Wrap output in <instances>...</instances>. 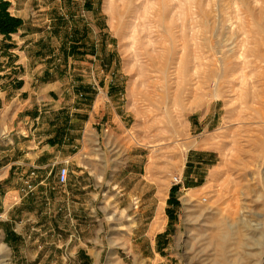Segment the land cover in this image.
Returning a JSON list of instances; mask_svg holds the SVG:
<instances>
[{
  "label": "rangeland",
  "instance_id": "rangeland-1",
  "mask_svg": "<svg viewBox=\"0 0 264 264\" xmlns=\"http://www.w3.org/2000/svg\"><path fill=\"white\" fill-rule=\"evenodd\" d=\"M1 9L20 22L0 32L9 264H264V0Z\"/></svg>",
  "mask_w": 264,
  "mask_h": 264
},
{
  "label": "crops",
  "instance_id": "crops-1",
  "mask_svg": "<svg viewBox=\"0 0 264 264\" xmlns=\"http://www.w3.org/2000/svg\"><path fill=\"white\" fill-rule=\"evenodd\" d=\"M19 37H20V39H19V43H20V45L22 46V45H25V41H23L22 39H21V37H24V38H26L25 36H23V33H20L19 34ZM27 37H29V36H27ZM23 38V39H24ZM22 41V42H21ZM21 46H19V48L20 49H22V47ZM0 76H2V74H0ZM2 85V83H0V86ZM26 93V92H25ZM1 95L2 94H0V97H1ZM1 99V98H0ZM72 119H71V121H70V137H71V134L73 133H75V135H77V128H75V131H74V127H73V130H72ZM75 125L77 124V123H74ZM75 137V136H74ZM41 138V137H40ZM72 139V138H71ZM29 143V148H28V150H30V152L29 153H27L25 156H24V158H23V160L24 161H28V163H23L22 165L23 166H32L33 168H36V169H39V170H41L42 169V167H41V164H40V161L42 160V161H44V159H50V161L51 160H53V158H54V156H53V153H54V151L53 150H51V148H50V146H52V148H54V147H57V148H60L61 150H65V151H70V150H72V148L73 149H75V144H77V138L75 137V139H74V141H73V143L70 141V145H69V147H65L64 148V144L62 145V146H60V143H58L57 142V140H55V141H50L49 142V144H47L46 146H42V148H39L40 147V145H42V142L39 140V139H33V141H32V139H31V141H29L28 142ZM72 144H73V146H72ZM68 149V150H67ZM45 153H48V154H45ZM48 155V156H47ZM60 157V156H59ZM57 158V157H56ZM61 158V157H60ZM60 158H58L59 159V161H61V162H64L66 159H67V157H65L64 159H60ZM63 158V157H62ZM68 158H70V157H68ZM37 165V166H36ZM69 170V169H68ZM17 197H20L18 194H16L15 196H13V198H10V200L12 201V199H13V201H14V199H16ZM8 235L10 236V237H12L13 236V234H12V232H8Z\"/></svg>",
  "mask_w": 264,
  "mask_h": 264
},
{
  "label": "trees",
  "instance_id": "trees-1",
  "mask_svg": "<svg viewBox=\"0 0 264 264\" xmlns=\"http://www.w3.org/2000/svg\"><path fill=\"white\" fill-rule=\"evenodd\" d=\"M2 7V4H1ZM3 9L0 10V32L11 33L15 32L19 27L20 22L11 18L9 14L3 13Z\"/></svg>",
  "mask_w": 264,
  "mask_h": 264
},
{
  "label": "bare ground",
  "instance_id": "bare-ground-1",
  "mask_svg": "<svg viewBox=\"0 0 264 264\" xmlns=\"http://www.w3.org/2000/svg\"><path fill=\"white\" fill-rule=\"evenodd\" d=\"M196 52V51H195ZM170 146V145H169ZM110 211V210H109ZM115 214H112L109 219L114 221ZM115 253V252H114ZM11 257L9 249L0 242V264H9V258ZM113 257V254H112ZM110 264H119V262L115 261L114 257L110 259Z\"/></svg>",
  "mask_w": 264,
  "mask_h": 264
},
{
  "label": "built area",
  "instance_id": "built-area-1",
  "mask_svg": "<svg viewBox=\"0 0 264 264\" xmlns=\"http://www.w3.org/2000/svg\"><path fill=\"white\" fill-rule=\"evenodd\" d=\"M68 181H69V170L67 167H63L58 175V183L61 186H65L68 184ZM175 181L178 182V179L176 178Z\"/></svg>",
  "mask_w": 264,
  "mask_h": 264
}]
</instances>
